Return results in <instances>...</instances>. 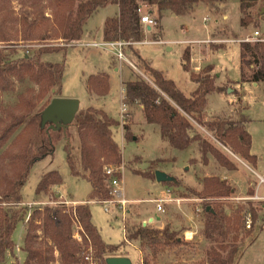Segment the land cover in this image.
Returning a JSON list of instances; mask_svg holds the SVG:
<instances>
[{"label":"rangeland","instance_id":"1","mask_svg":"<svg viewBox=\"0 0 264 264\" xmlns=\"http://www.w3.org/2000/svg\"><path fill=\"white\" fill-rule=\"evenodd\" d=\"M226 2L230 26L223 19L226 15L225 8L220 6L215 10L211 6L204 5L207 11L201 7L190 16H181L176 19L166 18L163 25V38L173 42L170 44L173 49L171 52L167 50L166 45L152 43L155 41L154 35L159 31L157 28L152 33L146 34L144 32V41L147 40L150 44L141 47L133 46L134 52L140 53L153 69L162 72L167 79L177 85V88L184 95L190 96L193 86L190 75L184 71L182 66V50L183 45L189 50L193 43L197 41L183 42V40L187 38H207L206 29L209 25L204 22V18L208 13L207 18L209 22L213 23V26L209 29L208 38L200 41L201 46L210 48L213 52L222 48L228 50L232 47L227 54L213 57L212 60L214 64L223 66L224 72H227L233 83L241 82L238 68L239 46L242 41L252 38L256 30L264 33V23L256 15L260 6L264 7V0H260L253 10L254 20L251 25L247 28H241V30L239 1L226 0ZM53 11L52 0H0V52L7 59L16 60L23 58L25 55L33 56L35 51L44 45L56 49L63 47V51L43 57V62L64 65L65 71L61 92L57 97L80 100L81 110L88 107L101 109L119 123L113 129L115 141L118 143L123 156V164L121 165L123 171L122 174L118 175V178L121 181L120 185L124 198L129 203L125 208L117 203L111 205L110 213L105 212L104 201H95L90 204L93 223L100 230L103 240L112 245H119L124 241L125 246L118 253V256L131 258L134 264H208L207 261L213 257L226 260L232 248V237L224 238L215 234L207 238L205 234L206 217L203 211L204 203L193 196L191 192L194 190L201 191L205 178L218 177L224 180L222 179V173L228 172V179L231 183L227 182L235 190V193L230 198L217 199L213 203L220 204L226 212H230L232 215L238 209L243 210V217L250 214L252 208L258 213V219L252 224L253 227L250 230L247 228L246 217L243 219L245 227L241 229V235L239 236V240L242 238L243 240L236 242L239 251L243 252L264 225V212L261 210L264 201L258 200L259 198L255 196V190L260 180L253 171L255 170L264 176V85L257 84V86L259 85L258 88L253 87L255 83L249 81L243 87H235L231 82L227 83L224 85L223 95L213 93L208 97L205 111L206 120L220 117L224 120L239 121L241 114L249 119L248 124L246 123L247 131L252 138V154L258 158V168L221 146L212 133L206 128L195 124V132L225 154L237 167L236 171L238 172H229L220 168L211 156H209L210 164L205 166L197 143L185 151L172 148L161 139L157 126L146 123L140 106H127V112L124 114L125 118H122V105L125 99L123 84L130 81L131 77L134 80L138 78L151 80L150 74L138 62L133 52L130 49L126 51L127 58L135 68L127 63L119 66L116 58L108 52L94 48L77 47L72 45L74 42L66 44L56 35L57 28L52 23ZM116 11L115 6L109 5L95 13L85 25L80 42L104 41L101 38L104 24L108 17L113 16ZM35 13L41 14L40 18L44 24L39 30H32L30 33L31 40L23 43L21 37L25 26L22 20L24 18L32 20ZM155 16L157 18V15ZM90 31L97 33V37H91L92 34L86 37V34ZM2 37H8L9 41H2ZM110 60L112 64L109 63ZM114 67H119L120 72H116ZM245 71L247 79H250L251 70L245 68ZM100 74L109 77V92L103 98L91 95L87 86L90 77ZM211 76L214 77L215 75L211 74ZM36 88L37 86L34 83L26 80L25 82H15L14 87L9 91L0 89V127L7 116L8 110L15 108L19 103V96L28 89ZM229 89L234 90V92H230ZM55 97L56 95L50 93L48 97L39 103L37 111L44 105L46 107L51 104ZM125 123L130 125V140L125 139L124 136L122 126ZM13 138L6 145L0 146V182L5 175L11 173V166L6 155ZM105 166L117 168V165L114 164ZM54 170L60 173L63 180L62 185L53 186L47 193L36 196L35 190L41 176ZM136 171H151L153 173L161 171L175 177L178 183L174 186L158 184L147 177L136 175L134 173ZM248 185L249 189L247 191ZM246 191L247 195L250 194L249 191L254 192V195L250 197L251 199L249 198L250 200L244 198ZM90 192L91 186L86 180L77 179L71 175L66 161L64 141H60L56 145L53 156L33 166L27 183L23 187V199L18 208L24 209L26 218L19 223L14 232L15 249L12 253L7 254L4 264L24 263L27 256L23 252L24 239L29 227L27 220L29 216L31 218L36 210L42 211L45 207L50 206L72 213L80 204L75 203V201H87ZM262 193H264V185ZM154 199L165 200V212L160 214L162 220H154L153 223L143 222L142 218L147 219L152 216L156 218V204L150 201ZM111 200L118 201L117 197L113 195H110L108 201ZM177 201H180V203ZM61 202H67L68 204L62 205ZM248 203L251 204L248 205ZM1 207L5 208L6 203H3ZM144 224H147L146 228L148 230H160L163 233H168L170 237L159 236L152 231L147 235L142 231L145 228ZM73 228L75 239L82 244L80 227L74 223ZM246 232H249L250 235H246ZM189 233H193V235H188ZM178 239L184 243L183 246L174 247L173 249L166 247L168 242ZM251 252V254L249 253V260L254 262V259L259 257V262L264 264V232L258 239V246L255 251ZM89 253L91 254L92 251ZM55 256L56 260L59 261L58 255ZM83 256L84 254L81 255V258ZM87 264L91 263L87 262Z\"/></svg>","mask_w":264,"mask_h":264},{"label":"trees","instance_id":"2","mask_svg":"<svg viewBox=\"0 0 264 264\" xmlns=\"http://www.w3.org/2000/svg\"><path fill=\"white\" fill-rule=\"evenodd\" d=\"M222 2L223 0H52L54 7L52 23L57 28L56 35L66 44L77 42L82 39L84 27L95 13L109 5H116L119 14L106 20L103 39L135 44L142 43L145 39L138 13L141 7H145L150 14L157 15L159 31L154 35V39L159 41L164 12L186 16L199 4L215 7ZM259 2L260 0H239L242 28H247L253 22V10ZM262 8L260 6L256 12L257 17H260ZM40 17L41 14L35 13L32 20L27 18L22 20L25 26L21 37L23 43L31 40L32 30L37 31L44 24ZM2 41L7 42L9 38L2 37ZM240 48L241 81L264 85V43H242ZM129 49L150 74L151 80L138 78L125 83L124 104L142 107L146 123L159 128L164 142L180 151L188 150L197 143L205 166L210 164L209 156H211L220 168L236 171L237 167L225 154L195 132L196 124L212 133L221 146L256 167L258 159L251 153L252 138L245 128V124L249 122L246 116L241 114L239 121L224 120L220 117L212 120L205 118L208 96L224 92L223 88L216 86V76H211L213 67L208 66L197 74L191 73V79L199 86L188 97L173 81L167 80L162 72L153 69L134 52L132 45ZM63 50V47L56 49L44 45L35 51L33 56L25 55L16 60H9L0 52L2 91H9L14 87L15 82L26 80L37 86L36 89H28L19 96V103L15 108L8 110L0 127V146L6 145L14 137L6 155L11 173L5 175L0 182V264H4L7 254L14 251V232L19 223L26 218L24 209L18 208V205L22 202V190L30 172L36 163L54 155L56 145L60 141H64L66 161L71 175L86 180L91 186V192L88 200L79 204L72 213L47 206L44 210H36L32 214L24 239L23 252L27 256L23 264H87L86 258L89 255L95 263L106 264V259L109 257H125L118 256L125 246L124 241L119 245L106 243L100 230L93 223L90 207L95 201L102 202L110 198L105 165L114 164L119 167L123 164L122 152L113 134V129L119 123L103 111L87 108L79 110L67 129L55 130L51 127V123L42 125V114L48 106L44 105L37 111L39 103L50 93L56 95L55 99L59 98L57 96L61 92L65 71L64 65L43 62V57ZM183 59L184 69L190 71L189 50L185 51ZM245 68L251 70L250 79H247ZM87 86L91 95L105 97L109 92V77L105 74L92 76L87 81ZM123 129L125 139L130 140L129 123H125ZM134 173L156 181L155 173L151 171ZM62 183V177L57 170L48 172L41 177L35 195L47 193L51 187L61 186ZM191 193L204 203L207 238L215 234L224 238L232 237L233 244L228 258L223 260L213 257L207 263L238 264L244 251H239L236 242L243 240V238L239 240V236L241 229L245 227L243 219L247 215L242 216V209H238L232 215L220 204L213 203L217 199L230 198L235 190L227 181L218 177H209L204 179L201 191L194 190ZM249 193L253 195L252 191ZM3 203H6L5 208L1 207ZM250 215L254 224L258 219V213L252 208ZM74 223L81 229L82 244L74 237ZM142 231L147 235L152 231L156 235L170 237L168 233L160 230H148L145 227ZM247 234L250 235L249 232H246ZM254 241L255 238L249 245ZM183 245L184 243L178 239L168 242L166 247L173 249ZM56 254L59 261L56 260ZM82 254H84L83 258H81Z\"/></svg>","mask_w":264,"mask_h":264},{"label":"crops","instance_id":"3","mask_svg":"<svg viewBox=\"0 0 264 264\" xmlns=\"http://www.w3.org/2000/svg\"><path fill=\"white\" fill-rule=\"evenodd\" d=\"M239 1V0H238ZM205 4H199L198 6H196L195 7V9H194V11L191 13V14H189V15H186V16H190V15H193L199 8H201V7H203L206 11H207V9H206V7L204 6ZM113 6H115L116 8H117V11H116V13L113 15V16H111V17H108V18H113V17H116L118 14H119V8H118V6H116V5H113ZM206 6H210V5H206ZM222 7V8H225V12H226V15L224 16V20H225V22L227 23V24H229V13H228V5H227V2H226V0H223V2L222 3H220V4H218V5H216L215 7H212V8H214L215 10L218 8V7ZM239 13H240V9H239ZM207 15H208V13H207ZM207 15H206V17L204 18V22L207 24V25H209L208 27H207V29H206V31H207V38H208V36H209V34H210V31H209V29H211L212 28V26H213V23H211V22H209V19L207 18ZM154 17H156L155 15H153ZM167 17H169V18H174V19H176V18H178V17H181V16H176V15H174V14H172L171 12H164L163 13V16H162V20H161V26H162V32H161V38L159 39V41H154V42H152V43H155V44H158V45H166V48H167V50L169 51V52H171L173 49H172V46L170 45V44H172L173 42L172 41H170V40H166V39H164L163 38V35H164V27H163V25H164V22H165V20H166V18ZM240 17H241V15H240ZM239 23H240V20H239ZM229 26H230V24H229ZM241 26H240V30H241ZM153 32V30H151V33ZM90 34H92L91 35V37H97V33H92V31H90V32H88L87 34H86V37H89L90 36ZM101 38L103 39V30H102V33H101ZM207 38H204V39H185V40H183V42L184 41H192V42H199V43H193V45L190 47V49H189V51H190V71H186L185 69H184V64H185V61H184V59H183V55H184V53H185V51L187 50V47H185L183 44V50H182V60H183V62H182V66H183V69H184V71L185 72H187L189 75H190V79H191V73H200L201 71H203L205 68H207L208 66H211V67H213V71H212V73L211 74H213V75H215L216 76V86L217 87H220V88H224V85L225 84H227V83H232L233 85H235V87H243V85L244 84H247V83H243L242 81L241 82H237L236 84L235 83H233V81L228 77V74H227V72L225 71L224 72V69H223V66H221L220 64L219 65H217V64H214V62H213V60H212V58L213 57H219V56H223V55H225V54H227L231 49H232V47L231 48H228V50L227 49H220L219 51H216V52H213L210 48H206V47H203V46H201V43H200V41H203V40H206ZM90 39V38H89ZM94 40V39H93ZM180 42H182V41H180ZM146 44H150V42H148L147 40L146 41H144V42H142V43H135L133 46H139V47H141V46H144V45H146ZM200 44V45H199ZM197 46V47H196ZM127 50H129V49H127ZM126 50V51H127ZM239 55H240V58H239V62H238V68H239V72H240V80H241V75H242V72H241V48H240V46H239ZM139 55H140V53H139ZM126 56H127V53H126ZM140 57L143 59V60H145L146 61V59H144L143 58V56L142 55H140ZM127 60L130 62V60L127 58ZM119 62V61H118ZM149 65H150V63L148 62V61H146ZM110 64H112V62H111V60H110V62H109ZM123 65V62H119V66H122ZM151 66V65H150ZM114 70L116 71V72H120V68L119 67H114ZM97 74H99V73H97ZM97 76V75H96ZM132 76H133V74H132ZM166 79H167V77L166 76H164ZM167 80H169V79H167ZM130 81H134V78L133 77H131V79H130ZM130 81H127V82H130ZM127 82H125V83H127ZM191 82H192V86H193V91H192V93H190L189 95L191 96L197 89H198V84L196 83V82H194L192 79H191ZM124 83V84H125ZM123 84V85H124ZM176 85V84H175ZM177 86V85H176ZM253 87H259V85L257 86V85H255V84H253ZM229 90H231V89H229ZM231 92H234V90H231ZM218 94V93H217ZM220 95H223V93H219ZM124 95H125V87H124ZM189 97V96H188ZM209 97V96H208ZM100 98H103V97H100ZM235 98H237L236 96H235ZM76 100V99H75ZM79 101V110H81V106H82V104H81V101L80 100H78ZM124 105V104H123ZM123 105H122V108H123ZM88 108H94V107H88ZM85 109H87V108H85ZM94 109H96V108H94ZM141 109H142V107H141ZM207 109V108H206ZM96 110H100V111H103V110H101V109H96ZM104 112V111H103ZM105 113V112H104ZM248 124V123H247ZM247 124L245 125V128L247 129ZM122 128H123V126H122ZM123 132H124V129H123ZM136 140V139H135ZM251 153H252V149H251ZM257 157V156H256ZM258 159V158H257ZM211 162V161H210ZM258 166H259V163H258V161H257V165H256V167L258 168ZM254 171V173H255V176L260 180V183L259 184H257V187H256V190H255V196L257 197V198H259L258 200H261V201H264V193H262V189H263V185H264V182H262L261 180H263L264 181V176L262 175V174H260L259 172H256L255 170H253ZM229 172H238V171H229ZM228 173V172H227ZM227 173H225L224 172V174L222 173V179H224L225 181H228V182H230L229 181V179H228V174ZM44 175V174H43ZM42 175V176H43ZM41 176V177H42ZM41 179V178H40ZM231 183V182H230ZM248 189H249V185L247 186V191H248ZM247 191H246V194H244L245 195V197L244 198H247V200H250L251 198L250 197H252L253 195H254V192H253V195H250V194H248L247 195ZM250 198V199H249ZM156 200H160V199H154V200H150L151 202H153V201H156ZM75 203H83V201H81V202H76L75 201ZM154 203V202H153ZM155 204V203H154ZM261 207H262V209L261 210H263V212H264V204H262L261 205ZM155 217H156V220L157 221H160V220H162V217H161V215L160 214H158L157 213V210H156V214H155ZM152 218H154L153 216L152 217H148L147 219L146 218H142V220H143V222H145V221H148V222H150V223H153V222H151V220H152ZM264 232V225L260 228V230H259V233H257V235H256V237H255V241H254V243H252L251 245H248L247 247H246V249L244 250V252H243V255L241 256V258H240V260L238 261V264H261L260 262H259V260H258V258L259 257H256L255 259H254V262H252V260H249L250 259V254L252 253L251 251H255V249H256V247L258 246V239H259V237L262 235V233ZM188 235H193V233H189ZM250 253V254H249Z\"/></svg>","mask_w":264,"mask_h":264},{"label":"built area","instance_id":"4","mask_svg":"<svg viewBox=\"0 0 264 264\" xmlns=\"http://www.w3.org/2000/svg\"><path fill=\"white\" fill-rule=\"evenodd\" d=\"M138 13L140 14V23L143 26L144 32L146 34L151 32V31H148L147 28H150L151 30H155L157 28L158 24H157L156 18L152 14H150L145 7H141L138 10ZM260 19L264 23V16L260 15ZM242 43H251V44L264 43V33L260 30H256L253 33L252 38L246 39L242 41ZM72 45H75L81 48H90V49L94 48L100 51L108 52L112 54L113 57H115L117 61L127 63L128 65L135 68L134 65L127 60V56H126V50L129 49V47L131 45L133 46L134 44L123 42V41H116V42L101 41V42H91V43H84V42L78 41V42H74ZM126 112H127V105L124 104L122 108V118H125L124 114ZM122 171H123L122 166H119L115 169L112 167H107L105 170V173L107 176V188L110 191V195H113L117 197L118 199L117 202L112 201V200L104 201L103 206H104V210L106 213H110V206L114 205L115 203L122 206V208H125L126 205L129 203L124 198L123 191L120 185L121 181L118 178V175L122 174ZM261 181L264 182L263 180ZM153 202L156 204L157 213L163 214L165 212L164 211L165 200H156ZM177 202L180 203V201H177ZM61 203L62 205L68 204L67 202H61ZM29 220H30V216L27 222H29ZM154 220H156V218H152L151 222H153ZM246 224H247V228L250 230L252 226V218L250 214L246 216ZM86 261L90 262L91 264H98L93 261V258L90 255L86 258Z\"/></svg>","mask_w":264,"mask_h":264},{"label":"water","instance_id":"5","mask_svg":"<svg viewBox=\"0 0 264 264\" xmlns=\"http://www.w3.org/2000/svg\"><path fill=\"white\" fill-rule=\"evenodd\" d=\"M260 15L264 16V7L261 9ZM147 30L151 31L150 28H147ZM78 112H79L78 100L56 98L52 100L51 104H49L48 107L44 110L42 114V125L45 126L47 123H51L52 124L51 127L55 130L67 129L68 126L73 123ZM155 178L158 184L178 183L175 177L169 176L168 174L161 171L155 172ZM146 225L147 224H144L145 227ZM106 264H134V263L132 259L129 257H109L106 259Z\"/></svg>","mask_w":264,"mask_h":264}]
</instances>
